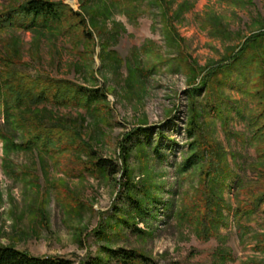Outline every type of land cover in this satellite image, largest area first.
I'll return each mask as SVG.
<instances>
[{"label": "rangeland", "instance_id": "obj_1", "mask_svg": "<svg viewBox=\"0 0 264 264\" xmlns=\"http://www.w3.org/2000/svg\"><path fill=\"white\" fill-rule=\"evenodd\" d=\"M28 1L0 0V14ZM44 1L82 15L91 34L74 26L65 33L4 28L0 56L14 53L10 70L27 84L67 81L102 99L88 108L47 104L28 111L8 108L10 93L1 88L0 245L73 264H117L108 250L134 252L144 264L263 262L257 244L264 205L240 222L236 211L247 200L238 187L258 180L250 168L263 112L264 38H252L264 35V0H167V20L155 0H139L131 17L114 0ZM27 116L62 125L75 148L26 149ZM191 123L231 173L222 192L202 173L209 152L185 171L196 152ZM99 159L118 173L93 171ZM206 188L216 206H226L208 237L198 233ZM131 200L146 214L133 211Z\"/></svg>", "mask_w": 264, "mask_h": 264}, {"label": "trees", "instance_id": "obj_2", "mask_svg": "<svg viewBox=\"0 0 264 264\" xmlns=\"http://www.w3.org/2000/svg\"><path fill=\"white\" fill-rule=\"evenodd\" d=\"M138 1L139 0H114V3L131 17L132 11H135ZM155 1V3L163 9L164 19L167 20V0ZM73 21L74 24L71 27L66 26L68 23L72 24ZM73 26L75 29L80 30L81 34H86L87 25L82 15L74 13L62 3L44 0H29L20 7L13 8L7 13L0 14V29L26 27L27 30L45 31L56 29L65 33L69 32ZM256 38H252L253 41L260 42L263 40L264 35H260L257 40ZM249 44L250 43H248L247 46ZM13 54L14 53H12L11 56H13ZM11 56H0V91L4 90L7 94L10 93L11 97L9 96L7 99V106L10 109L24 107L28 111H33L47 104L55 107L67 106L88 108L91 107L93 103L102 99L99 91L86 89L67 81L38 79L32 84H27L22 77L15 73V71L13 72L10 70V67L16 65L14 64L16 61L12 60ZM260 86L261 90L259 97L260 103L263 106V112L255 120L257 129L253 132L252 141L255 143L257 161L252 164L250 168L254 174H258V180L248 184H241L238 187L247 198L246 201L240 203V207L236 211V219L239 220V222L256 214L264 205V79L261 81ZM25 120V123L32 127V131L28 135L29 138L23 145L26 149L38 148L43 152L56 154L65 150V147L68 146L75 148V137L70 133L71 137L69 134L65 133L62 125H58L51 120H49L50 122H46L47 119L35 116L32 118L27 116ZM57 129H61L62 131H58ZM197 129L196 124L191 123V127L188 130V137L194 140L195 143L193 144L192 151L196 152H194L195 154L186 162L185 171L191 170L201 162L203 163V161L206 160L205 156H207L205 153L209 152L210 161L202 173L205 181H211L213 185L212 188H215L218 192H222L231 173H228L223 166H220L219 163L215 161L217 158L213 150L208 151V149L203 147L204 142L199 140L200 136H198ZM140 133L141 131H138L128 136L127 143H132L134 136H139ZM131 150L132 146L124 148V155L127 156ZM93 171L96 173L107 172L112 176L118 173L117 166L105 159L96 161L95 164H93ZM125 176H127V174H125ZM127 186L128 188L130 187L129 183H127ZM212 196V190L206 188L205 212L201 216L202 220H198V233L200 236L205 235L208 237L214 235L217 225L223 219L222 209L226 206L223 203H218L216 206L217 202L213 201L214 198ZM131 201V203L134 204L133 211L139 214L145 213L140 203L133 200ZM211 203L213 204L212 209ZM205 219L206 224L204 223ZM259 239L257 250L264 254V236H260ZM108 254L110 259L114 260L117 264H144L146 261L148 262L147 259L138 256L134 252L108 250ZM226 259L232 260V257L225 256L224 260ZM0 264H73V262L65 259L38 258L26 252H22L15 247L0 245ZM92 264L100 263L93 262ZM252 264H264V261L253 262Z\"/></svg>", "mask_w": 264, "mask_h": 264}]
</instances>
